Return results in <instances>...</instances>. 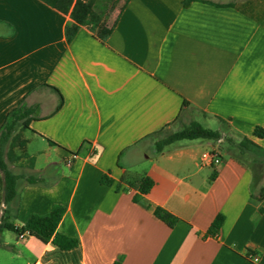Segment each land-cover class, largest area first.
<instances>
[{"label": "crops", "instance_id": "1", "mask_svg": "<svg viewBox=\"0 0 264 264\" xmlns=\"http://www.w3.org/2000/svg\"><path fill=\"white\" fill-rule=\"evenodd\" d=\"M87 1L106 27L116 21L105 41L84 25L68 43L69 14L0 0V130L10 111L36 106L22 133L34 159L25 175L42 178L20 180L8 206L0 185V222L19 227L60 205L57 232L78 241L61 251L3 230L0 264H264V136L254 135L264 130V0ZM184 103L182 116L222 138L156 153L150 135L181 127ZM243 139L258 148L241 153ZM143 175L154 186L135 203L124 179Z\"/></svg>", "mask_w": 264, "mask_h": 264}, {"label": "trees", "instance_id": "2", "mask_svg": "<svg viewBox=\"0 0 264 264\" xmlns=\"http://www.w3.org/2000/svg\"><path fill=\"white\" fill-rule=\"evenodd\" d=\"M53 9L63 13L69 14L72 23L65 26V38L70 43L79 28L84 25H90V29L94 32L98 39L105 41L111 34L116 21L111 26L106 27L101 22L100 15L96 14L92 9V1L87 0H41ZM191 0H183V5L186 7ZM122 10V9H121ZM62 101L56 108L61 107ZM187 103L183 104V108L179 114L184 124L180 129L168 133L166 128L157 131L150 135L155 138L154 146L155 152L161 153L166 147L181 142V141H212L216 142L222 138L221 132L204 128L197 121L190 120L186 115L182 116ZM36 111V106H26L21 104L19 107L10 111L6 117L4 124L0 130V173L2 175V189H3V202L5 205H10L18 196L17 183L23 180L27 185H36L41 183L42 178L33 175L15 174L8 169L7 162L17 163L26 168L32 169L34 166V159L26 153V143L22 138V133L28 129L30 122L33 120V114ZM181 115V117H180ZM254 135L258 138L264 136V130L256 128ZM231 141V140H230ZM53 144L52 142H50ZM240 152L258 148L247 139H243L240 143L236 144ZM18 150V152L16 151ZM125 182L129 187L135 189L138 193L133 196V202L137 203L140 198L147 195L151 188L154 186V181L148 176H140L134 178H125ZM101 183L105 185H112V181L104 176ZM118 188V187H117ZM7 210L3 212L6 215ZM65 213V208L60 205L52 207L49 213L44 215L32 214L27 221L17 227L13 223L7 221L4 216L0 222V232L8 230L14 232L17 236L27 233L30 237H35L43 243L52 242L61 251H70L78 246V241L73 238H68L57 232V226ZM153 215L163 222L168 227L172 228L178 219L160 207L153 209ZM222 223V217L217 216L210 227V233L215 234L219 230ZM117 264V263H114Z\"/></svg>", "mask_w": 264, "mask_h": 264}, {"label": "rangeland", "instance_id": "3", "mask_svg": "<svg viewBox=\"0 0 264 264\" xmlns=\"http://www.w3.org/2000/svg\"><path fill=\"white\" fill-rule=\"evenodd\" d=\"M119 1V4L118 5H116V7L115 8H120V6H121V4H122V2H123V0H118ZM193 120V119H192ZM176 127L177 128H180V125L178 124V125H176L175 127H173V129L172 130H168V133L169 132H171V131H175L176 130ZM213 127V126H212ZM222 133H223V137H224V141L227 139H229V140H232L233 139V134L231 133V132H229L228 131V129L227 128H225V127H223L222 128ZM17 152H18V150H16ZM26 153L30 156V154L32 153V147H30V149L27 151L26 150ZM6 162H7V166H8V169L11 171V172H13V173H15V174H22V175H25L26 174V170H25V166H23V165H19V164H17V163H10V162H8L7 160H6ZM1 177H2V175H1ZM23 181V180H22ZM0 185H2V182H0ZM0 191H1V187H0ZM3 252V251H2ZM5 253H6V255H7V257H8V253H10V251L9 250H6L5 251ZM30 262V264H33V261H29Z\"/></svg>", "mask_w": 264, "mask_h": 264}, {"label": "built area", "instance_id": "4", "mask_svg": "<svg viewBox=\"0 0 264 264\" xmlns=\"http://www.w3.org/2000/svg\"><path fill=\"white\" fill-rule=\"evenodd\" d=\"M219 161L217 159L214 160V163H218ZM27 233H24L23 235H19L18 238L19 240H24L27 238ZM247 258L253 262V263H257L259 260V257L257 255H253V254H249L247 255ZM40 264H46V263H40Z\"/></svg>", "mask_w": 264, "mask_h": 264}]
</instances>
